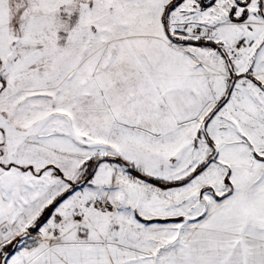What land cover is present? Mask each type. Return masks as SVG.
Wrapping results in <instances>:
<instances>
[{"label":"snow or ice","instance_id":"6c2138e0","mask_svg":"<svg viewBox=\"0 0 264 264\" xmlns=\"http://www.w3.org/2000/svg\"><path fill=\"white\" fill-rule=\"evenodd\" d=\"M0 264H264V0H0Z\"/></svg>","mask_w":264,"mask_h":264}]
</instances>
